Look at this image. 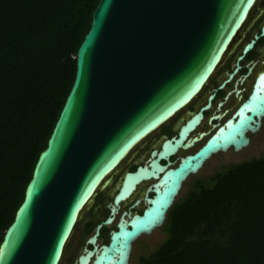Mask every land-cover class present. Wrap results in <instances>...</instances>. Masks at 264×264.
Here are the masks:
<instances>
[{
    "label": "water",
    "instance_id": "obj_1",
    "mask_svg": "<svg viewBox=\"0 0 264 264\" xmlns=\"http://www.w3.org/2000/svg\"><path fill=\"white\" fill-rule=\"evenodd\" d=\"M259 0H98L89 27L75 52L72 84L45 148L34 163L23 199L0 242V264H59L64 247L84 207L105 178L140 140L187 105L201 91L237 41ZM262 5H264V0ZM264 40V24L242 46L233 68L216 90L240 69L238 62ZM264 54V50H263ZM254 61L234 80L232 94L249 77ZM231 114H216L213 130L195 133L208 111L206 103L177 124L142 165L124 172L114 187L108 216L98 223L74 264H128L132 243L160 228L185 180L217 153H236L249 142L264 119V67ZM222 104L218 103V109ZM100 182V183H99ZM150 182L125 210L120 205L138 184ZM99 184V185H98ZM139 204L140 213L131 212ZM106 244L96 239L115 216Z\"/></svg>",
    "mask_w": 264,
    "mask_h": 264
},
{
    "label": "trees",
    "instance_id": "obj_2",
    "mask_svg": "<svg viewBox=\"0 0 264 264\" xmlns=\"http://www.w3.org/2000/svg\"><path fill=\"white\" fill-rule=\"evenodd\" d=\"M97 1L0 0V242L70 89ZM263 41L243 60H255ZM102 220L86 224V234ZM108 231H99L103 244ZM160 231V243L136 264H264V154L194 179Z\"/></svg>",
    "mask_w": 264,
    "mask_h": 264
},
{
    "label": "rangeland",
    "instance_id": "obj_3",
    "mask_svg": "<svg viewBox=\"0 0 264 264\" xmlns=\"http://www.w3.org/2000/svg\"><path fill=\"white\" fill-rule=\"evenodd\" d=\"M262 3L263 0H259L256 3L255 5L256 7L253 9L249 20L246 22L241 32L239 33L237 41L235 40L234 45L230 47V49L227 51L222 62L215 69L213 75L207 80L206 84L203 86L201 91L187 105H185L177 113H175L172 117H170L167 121H165L158 128H156L148 135H146L142 140H140L119 162V164L114 168V170H112L111 173H109L105 177V178L109 177L110 179L109 184L102 189L100 188L96 189L95 194L92 196L90 203L86 207H84L83 210L80 212L79 218L73 228V232L71 233L64 247L59 264H74L75 258L77 257V255L81 253L82 247L89 248L88 245L85 244V239L89 236L84 231L86 228L85 222L91 221V223H96L97 220L99 221L103 219V215L105 213L107 215L108 211L105 205L110 203L109 198L111 199V196L114 192L113 187L115 186V184L116 185L118 184L119 178L122 176L124 172L129 171V168L132 165L136 166L145 162V160L148 158L149 150L153 148L155 149L158 148L161 140L163 139L162 137L163 129L168 128L169 131L171 129L170 131L171 133L170 135H168L169 137L171 135H175L177 124L186 118V113L193 112L191 109L196 110L197 107L200 106L205 101L204 99L206 95L210 92H213L215 93V95L211 101V108L209 111L205 113L199 127L194 130L195 133L205 129L208 130L207 133L212 132L213 130L209 128V125L214 123V121H211L208 123V125H206V118L209 115H211V113H220L223 110V108H226L227 111L223 114V117L217 121V123L221 124V122H223V120H225L231 114V112L234 110L238 102H240L244 98V96L249 91L250 85L252 83L251 82L252 77L256 74V72L259 69L264 67V54H263L264 41L262 42L261 45L255 47V50L258 55L256 59L253 60L255 62V65L252 68L251 74L249 75V77L243 80L242 84H237L238 85L237 87L241 89L239 100H236V97H233L232 94L227 96L225 100L223 101L220 100L223 94L221 95L219 93V90H216V87L223 79H225L226 73L229 72V70L227 69L233 68V60L235 56L238 54L242 44L246 41L248 35L258 34L256 33V31H258L260 25L264 24V5H262ZM243 59L238 62L240 69L232 77V79L223 86L222 91L224 93L231 90L233 80L238 79L240 75L242 76L243 75L242 70L243 69L246 70V67L249 66V62L244 61ZM218 100L222 101V105L216 111L215 110L212 111L215 106V103ZM206 134L200 142H196L194 146L189 148L188 150L176 152V154L170 158V161H173V165H175L178 157L194 152L202 143H204L205 138L207 136ZM246 136L248 137L249 142L244 149H241L236 153L232 152L229 149L227 150L226 153H217L211 156V158L203 164L201 169L196 174L189 176L185 180V182L181 186V189L176 199L184 194V192L188 189V187H190L194 179L204 180L206 177L210 176L213 172L217 171L220 167L239 163L248 160L250 158H255L260 155H263L264 154V119L261 120L260 127L257 132ZM169 137H165V138H169ZM148 183L150 182L141 183V186L137 188L135 193L128 200H126L120 205L119 212L121 210H125L127 206L130 205L134 199L140 198ZM141 209H142V205L139 204L136 208L132 209L131 212H138L141 211ZM117 216L118 215L115 216L111 225L107 227V230H110L111 227L114 226ZM162 238H163L162 232L160 231V228H157L154 231H152L149 235L141 236L137 240H135L131 245L128 264H136L137 258L139 256H144L150 253L160 243ZM104 240H105L104 237L101 238L99 236L97 242L99 244H102Z\"/></svg>",
    "mask_w": 264,
    "mask_h": 264
},
{
    "label": "flooded vegetation",
    "instance_id": "obj_4",
    "mask_svg": "<svg viewBox=\"0 0 264 264\" xmlns=\"http://www.w3.org/2000/svg\"><path fill=\"white\" fill-rule=\"evenodd\" d=\"M248 62H249V61H248ZM231 70H232V69H231ZM231 70H230L229 72H227L226 74L230 73ZM256 73H257V72H256ZM239 77H240V76H239ZM253 78H254V76L252 77V80H253ZM225 79H226V76H225ZM223 80H224V79H223ZM233 82H234V80H233ZM232 84H233V83H232ZM218 85H219V84H218ZM218 85H217V86H218ZM237 86H238V85H237ZM231 89H232V88H231ZM249 89H250V88H249ZM225 93H226V92H225ZM225 93H223V96L220 98V100H222V101L224 100V95H225ZM212 94H213V97H214L215 93H213V92L208 93V94L206 95L205 99H204L205 101H204L200 106H198L197 109L200 108V107H202V106L206 103V99H207V97H209V96L212 95ZM213 97H212V99H213ZM212 99H211V101H212ZM220 100H218V101L215 103V106H214V108H213L212 111H214V110L216 111V110H217L216 106H217L218 103H221V104H222V101H220ZM210 108H211V102H210ZM210 108H209V110H210ZM197 109H196V110H197ZM196 110L194 109V111H196ZM209 110H208V111H209ZM226 111H227V109H226V108H223V110H222L220 113H211V115H209L208 117H210V116H212V115H216V114L221 115L222 112L225 113ZM206 112H207V111H205V112L202 113V119H203V117H204V115H205ZM208 117H207V118H208ZM207 118H206V125H208V123H207ZM209 127H210V125H209ZM207 131H208V130L205 129V130H202V131H200V132L206 134ZM200 132H197V133H200ZM209 134H211V132H209L208 134H206L207 136H206L205 140L208 138V136H210ZM171 136H173V135H171ZM171 136H170V137H171ZM162 137L165 138V136H162ZM170 137H169V138H170ZM202 144H203V143H202ZM202 144H201V145H202ZM151 150H152V149H151ZM151 150H149V153H150ZM149 153H148V155H149ZM172 157H173V156H172ZM180 157H181V156H180ZM178 158H179V157H178ZM169 162H171V163L173 164V161H170V159H169ZM176 163H177V161H176ZM176 163H175V164H176ZM142 164H143V163H142ZM142 164H139V165H142ZM136 166H137V165H136ZM136 166H135V167H136ZM173 166H174V165H173ZM128 172H132V171H128ZM115 186H116V184H115ZM115 186H114V187H115ZM114 187H113V189H114ZM109 202L111 203V199H110ZM106 205H107V204H106ZM106 205H105V207H106ZM106 209H107V208H106ZM107 211H108V209H107ZM121 211H122V210H121ZM97 213H98V212H97ZM97 213H96V214H97ZM119 213H120V212H119ZM98 214H99V213H98ZM107 216H108V213H107ZM107 216H106V217H107ZM106 217H105V218H106ZM105 218H104V219H105ZM104 219H103V220H104ZM103 220H102V221H103ZM90 222H91V221H90ZM88 223H89V221L85 222V224H88ZM92 233H93V232H92ZM92 233H91V234L85 239V242H86V240L90 239ZM98 238H99V235H98L97 239H98ZM97 239H96V242H97ZM97 243H98V242H97ZM85 244H86V243H85ZM98 244H99V243H98ZM102 244H103V243H102ZM86 245H88V244H86ZM88 247L90 248L89 245H88ZM84 248H86V247H82L81 252H82V250H83ZM89 248H86V249H89ZM80 254H81V253H80ZM80 254H79V255H80ZM79 255H77V257H78ZM77 257L75 258V261H76Z\"/></svg>",
    "mask_w": 264,
    "mask_h": 264
},
{
    "label": "bare ground",
    "instance_id": "obj_5",
    "mask_svg": "<svg viewBox=\"0 0 264 264\" xmlns=\"http://www.w3.org/2000/svg\"><path fill=\"white\" fill-rule=\"evenodd\" d=\"M255 7H256V6H255ZM255 7H254V8H255ZM241 84H242V83H241ZM236 89H239V87H236ZM199 92H200V91H199ZM176 113H177V112H176ZM171 117H172V116H171ZM222 117H223V116H221V117L219 118V120H220ZM211 133H212V132H211ZM207 134H208V133H207ZM209 135H210V134H209ZM203 138H204V136H203L202 138H200L197 142H200ZM194 144H195V143H194ZM194 144H193L191 147H193ZM191 147H190V148H191ZM126 155H127V153L124 155V157H125ZM124 157H123V158H124ZM123 158H122V159H123ZM113 170H114V169H113ZM110 173H111V172H110ZM99 183H100V182H99ZM98 185H99V184H98ZM140 186H141V183L138 184V187H140ZM138 187L135 188V191L137 190ZM91 198H92V197H91ZM90 200H91V199H90ZM88 202H90V201H88ZM124 202H125V201H124ZM81 211H82V210H81Z\"/></svg>",
    "mask_w": 264,
    "mask_h": 264
},
{
    "label": "clouds",
    "instance_id": "obj_6",
    "mask_svg": "<svg viewBox=\"0 0 264 264\" xmlns=\"http://www.w3.org/2000/svg\"><path fill=\"white\" fill-rule=\"evenodd\" d=\"M245 44H246V43L242 44V46H244ZM242 46H241V48H242ZM241 48H240V50H241ZM240 50H239V51H240ZM236 57H237V56H236ZM236 57H235V58H236ZM233 63H234V62H233ZM240 76H241V75H240ZM213 124H214V123L210 124V126L213 125ZM209 128H210V127H209ZM204 136H205V135H204ZM200 146H201V145H200ZM200 146H199V147H200ZM199 147H198V148H199ZM198 148H197V149H198ZM120 178H121V177H120ZM114 192H115V191H114ZM114 192H113V194H112V196H111V199H112V197H113V195H114Z\"/></svg>",
    "mask_w": 264,
    "mask_h": 264
}]
</instances>
